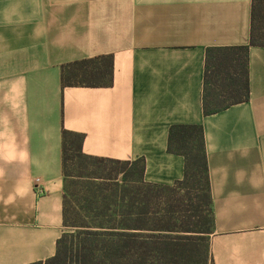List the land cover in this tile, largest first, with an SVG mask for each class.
<instances>
[{
	"label": "crops",
	"instance_id": "0c3cea01",
	"mask_svg": "<svg viewBox=\"0 0 264 264\" xmlns=\"http://www.w3.org/2000/svg\"><path fill=\"white\" fill-rule=\"evenodd\" d=\"M252 1L0 0V264L45 262L67 231L63 129L171 186L179 124L205 130L215 264H264V47L249 50V100L203 111L207 51L249 43ZM105 55L111 87L62 88V65Z\"/></svg>",
	"mask_w": 264,
	"mask_h": 264
},
{
	"label": "trees",
	"instance_id": "16d2710c",
	"mask_svg": "<svg viewBox=\"0 0 264 264\" xmlns=\"http://www.w3.org/2000/svg\"><path fill=\"white\" fill-rule=\"evenodd\" d=\"M264 47V0H253L249 43L207 51L203 111L220 112L250 97L249 50ZM114 56L66 63L62 88L111 87ZM85 135L63 129L64 225L55 256L35 264H215V211L205 130L170 129L171 153L185 157L174 185L145 181V161L84 152Z\"/></svg>",
	"mask_w": 264,
	"mask_h": 264
},
{
	"label": "built area",
	"instance_id": "2783aa9c",
	"mask_svg": "<svg viewBox=\"0 0 264 264\" xmlns=\"http://www.w3.org/2000/svg\"><path fill=\"white\" fill-rule=\"evenodd\" d=\"M39 189V188H38ZM43 189L40 188V191H42Z\"/></svg>",
	"mask_w": 264,
	"mask_h": 264
}]
</instances>
